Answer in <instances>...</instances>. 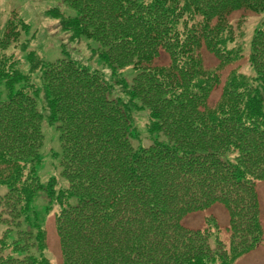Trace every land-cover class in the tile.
Segmentation results:
<instances>
[{"label":"trees","instance_id":"obj_1","mask_svg":"<svg viewBox=\"0 0 264 264\" xmlns=\"http://www.w3.org/2000/svg\"><path fill=\"white\" fill-rule=\"evenodd\" d=\"M63 2L74 18L47 16L71 41L98 46L109 80L77 61L46 63L27 52L20 36L30 29L15 14L0 24V264H51L32 208L39 193L47 212L55 208L61 264H236L253 252L262 241L264 21L247 45L242 12H263L264 0ZM237 28L241 35L232 38ZM16 46L26 53L27 74L5 54ZM129 70L136 74L127 82ZM40 97L58 133L66 189L38 177ZM137 114L147 116L141 132ZM214 206L228 215L230 240L212 249L215 219L203 229L183 222Z\"/></svg>","mask_w":264,"mask_h":264},{"label":"rangeland","instance_id":"obj_2","mask_svg":"<svg viewBox=\"0 0 264 264\" xmlns=\"http://www.w3.org/2000/svg\"><path fill=\"white\" fill-rule=\"evenodd\" d=\"M58 11L65 18H74L75 12L69 9L63 0H0V24L6 21L7 17L13 13L20 18L30 29L29 35L20 36V42H27V52H34L41 60L46 63H54L62 58H68L70 60L77 61L81 66L87 69H96L101 74L106 75V79L109 80V72L103 66L99 56L94 54V50L98 49V46L92 41L79 40L73 42L70 40V35L63 32L58 21L51 19L47 16L48 12ZM242 16L245 18L244 27V38L245 42H250L253 31L255 28H259L261 23L264 21V11L257 15H250L242 12ZM254 16V18H251ZM232 33V38L239 37L241 30L235 29ZM21 46H16L15 51L8 50L5 52L8 55L12 54L15 59H20L21 65L20 70L22 73L27 74L29 72V66L25 62V54L20 50ZM248 51L246 52V54ZM205 62L212 68L217 67V62L209 54L203 53ZM164 61V59L162 60ZM164 62L158 63L163 64ZM125 72L123 75L127 82L129 78H134L133 70ZM230 69H226L221 72L222 80L225 79ZM247 75L251 76V71L248 69V65L244 69ZM249 71V72H248ZM133 76V77H132ZM37 75L33 77V82H38ZM222 84V82H221ZM38 85V84H36ZM223 85H219L218 88L213 92L209 104L213 105L220 95ZM38 102L40 112L42 114L43 122L41 126V132L43 135V147L40 150L41 165L38 168V177L43 186L47 185V182L54 179L57 183V187L66 189L67 184L61 178V167H60V150L58 143V133L55 126L48 125L45 119L46 104L42 97ZM263 107H264V98ZM133 120L136 126L140 129V132L146 129L147 116L145 114H137L133 116ZM142 134V133H141ZM143 137V136H142ZM141 137V138H142ZM145 138L140 140V144L144 147H148L150 144ZM135 145V144H134ZM3 188L0 194H4ZM256 193L258 196L260 216L259 220L262 228V241L260 245L248 255L242 257L236 264H264V182H260L256 185ZM34 212L38 215L39 223L45 229L48 248L44 253V256L50 261L51 264H61L60 252L58 245V238L55 231L54 216L55 208L51 212H47L48 202L42 193H39L32 203ZM211 217L215 219L218 224V229H209L212 236L209 239V245L212 249L216 246V240L229 245L230 233L228 231V215L221 206H214L208 212L201 214H194L187 217L183 225L189 229H203L205 228V219ZM5 228L0 227V237L4 232ZM16 239V233L12 232L8 235V243L13 242Z\"/></svg>","mask_w":264,"mask_h":264}]
</instances>
